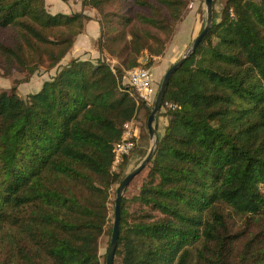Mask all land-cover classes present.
Masks as SVG:
<instances>
[{"label":"trees","instance_id":"obj_1","mask_svg":"<svg viewBox=\"0 0 264 264\" xmlns=\"http://www.w3.org/2000/svg\"><path fill=\"white\" fill-rule=\"evenodd\" d=\"M189 1L84 0L113 68L60 67L84 13L0 0V72L57 69L27 99L0 90V264H106L111 190L128 175V157L112 172L115 148L140 107L123 79L165 53ZM164 103L179 108L139 193L123 197L114 264H264V0L226 1Z\"/></svg>","mask_w":264,"mask_h":264},{"label":"rangeland","instance_id":"obj_2","mask_svg":"<svg viewBox=\"0 0 264 264\" xmlns=\"http://www.w3.org/2000/svg\"><path fill=\"white\" fill-rule=\"evenodd\" d=\"M72 2L82 4L84 0H71ZM227 0H215L214 1V23L218 24L222 20V11L226 4ZM83 6V5H82ZM95 19L99 20L101 24V34L98 38V41L95 43L96 50L100 53V59L108 62L113 68L121 67L120 61L113 54V46L110 43H104V28L102 23V15L95 9L87 7L85 9ZM88 17V16H87ZM90 17H88V20ZM207 19V8L205 0H190L187 5V9L184 13L182 21L176 27L174 37L167 46L165 53L154 60V64L149 69L153 76L154 87L157 91V94L160 90L163 78L167 71L172 65L179 61L188 49L191 47L192 43L195 41L197 36L200 34L202 29L205 26ZM86 20V22H88ZM86 24V23H85ZM101 41V46L98 47L97 43ZM148 58H144L143 62L146 63ZM51 73L56 74V69L52 71H46L45 68H41L35 74L20 73L17 71L12 72L11 74H4L0 72V90L10 91L13 87H16L19 95L27 99L29 95L37 93L41 88L43 83L46 80H49ZM49 76V77H48ZM123 86L129 87L127 73L123 79ZM133 96L135 97L138 105L140 106L137 112V115L132 120L133 129L138 128L139 138L137 139L136 147L132 151L131 155L128 157V163L126 168L125 175L133 171L146 157L148 154L153 142L150 139L148 127H147V112L152 111L154 103L146 105L143 101L139 100L135 92L133 91ZM156 100V99H155ZM165 105V103H163ZM169 109L162 106L160 113L156 117L155 128L157 134L162 135L163 130L165 129L164 123L168 125V113ZM167 127V126H166ZM165 132V131H164ZM120 165L114 172H119ZM113 172V173H114ZM149 170L146 169L140 173L128 186L124 196L131 198L134 195L138 194L141 186L143 185L145 179L148 176ZM119 185H115L111 190V203H110V217L112 222L115 221V200L118 191ZM114 227V225H113ZM111 228V226H109ZM111 235L106 234L101 238L100 241V254L102 256V261H105L107 258L108 249L111 242Z\"/></svg>","mask_w":264,"mask_h":264},{"label":"water","instance_id":"obj_3","mask_svg":"<svg viewBox=\"0 0 264 264\" xmlns=\"http://www.w3.org/2000/svg\"><path fill=\"white\" fill-rule=\"evenodd\" d=\"M214 1L215 0H205L206 8H207V19L204 28L197 36L195 41L192 43L191 47L185 53V55L177 61L172 67L169 68L167 73L165 74L160 90L156 96V100L154 103V107L151 111V114L148 118V132L150 139L152 140L153 144L143 159V161L133 170L131 171L123 180L121 185L118 188L116 200H115V221L114 227L111 237L110 246L107 253L106 264H114L117 248H118V241L120 237V221H121V207L122 201L124 197V193L131 182L147 167V165L151 162L152 158L154 157L156 148L158 146L159 137L155 129V121L157 115L160 113L165 96L167 93V89L170 83L172 76L182 67V65L196 52L197 48L199 47L200 43L212 29L214 24Z\"/></svg>","mask_w":264,"mask_h":264},{"label":"crops","instance_id":"obj_4","mask_svg":"<svg viewBox=\"0 0 264 264\" xmlns=\"http://www.w3.org/2000/svg\"><path fill=\"white\" fill-rule=\"evenodd\" d=\"M46 4L48 11L53 15L60 13L67 15H72L74 13H84L86 16L90 17L88 22H86L85 24L84 32L80 36H78L71 51L60 63V67H64L68 65L71 61L77 59L84 61H92L93 63H96L98 60H100V53L98 50H96V45H95V43L98 41V38L100 37L101 29H102L99 20L92 17L89 11H86L83 8L82 4L80 3L75 4L71 0H46ZM49 76L53 77L55 75L51 73ZM164 126L165 129L163 130V134L162 135H160L161 133L158 134V137L164 136L165 134L164 131H166L167 124L164 123Z\"/></svg>","mask_w":264,"mask_h":264},{"label":"built area","instance_id":"obj_5","mask_svg":"<svg viewBox=\"0 0 264 264\" xmlns=\"http://www.w3.org/2000/svg\"><path fill=\"white\" fill-rule=\"evenodd\" d=\"M129 87L133 89L139 100L146 105L153 103L157 96V91L154 87L153 76L149 69L137 67L127 72ZM163 107L169 110H177L178 104L165 103ZM139 138L138 128L133 129V122L130 121L124 126V133L120 143L115 148V160L112 167L114 172L121 165L126 157H129L135 149L136 141Z\"/></svg>","mask_w":264,"mask_h":264}]
</instances>
